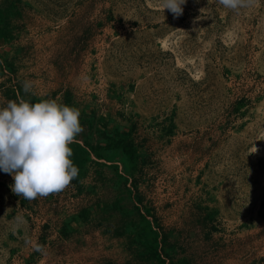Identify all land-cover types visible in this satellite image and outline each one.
<instances>
[{"label": "rangeland", "instance_id": "rangeland-1", "mask_svg": "<svg viewBox=\"0 0 264 264\" xmlns=\"http://www.w3.org/2000/svg\"><path fill=\"white\" fill-rule=\"evenodd\" d=\"M182 8L0 0V107L54 99L83 127L64 191L0 171V264H151L146 210L165 264H264V0Z\"/></svg>", "mask_w": 264, "mask_h": 264}, {"label": "clouds", "instance_id": "clouds-1", "mask_svg": "<svg viewBox=\"0 0 264 264\" xmlns=\"http://www.w3.org/2000/svg\"><path fill=\"white\" fill-rule=\"evenodd\" d=\"M186 0H161L163 9L174 16L183 13ZM233 11L252 5L253 0H216ZM23 91L32 93L33 83L22 82ZM83 132L80 111L58 104L54 99L29 103L8 101L0 107V171L10 174L11 191L28 201L64 191L77 178L79 169L70 157L69 147ZM26 243L30 244L28 240ZM34 251L45 253L43 245Z\"/></svg>", "mask_w": 264, "mask_h": 264}, {"label": "trees", "instance_id": "trees-1", "mask_svg": "<svg viewBox=\"0 0 264 264\" xmlns=\"http://www.w3.org/2000/svg\"><path fill=\"white\" fill-rule=\"evenodd\" d=\"M122 150H124V153L128 154L129 158H133L134 153H135V149L133 148V146L130 143H125L123 144ZM72 159V158H70ZM73 164L75 166L78 167L79 169V173L77 178H75L72 182L75 183L77 181V179L79 178V175L81 174L80 169H81V163L82 161H77V160H73ZM145 216H150L153 218V215L151 213H149L147 210L145 212L144 215H142V219L145 222L146 225V229L149 232V235H144V241H145V249L146 251V259L151 260L152 263L151 264H165V260L164 258L168 255V247H169V242L167 241V238L165 235H161L160 240H156V238H153L152 236H150V234L152 235L155 234V232H152L151 229V224L147 221V219L145 218ZM147 239H151L150 241ZM178 264H182V263H178Z\"/></svg>", "mask_w": 264, "mask_h": 264}]
</instances>
